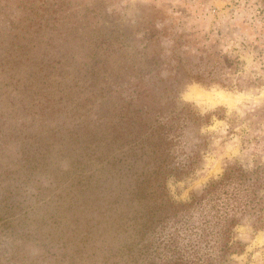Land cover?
Segmentation results:
<instances>
[{
	"label": "trees",
	"instance_id": "1",
	"mask_svg": "<svg viewBox=\"0 0 264 264\" xmlns=\"http://www.w3.org/2000/svg\"><path fill=\"white\" fill-rule=\"evenodd\" d=\"M16 1L0 0L2 143L20 141L28 163L64 160L83 197L100 193L105 221L136 237L139 246L117 248L131 264H222L237 253L233 229L264 211L257 175L228 166L185 201L167 187L201 162L203 138L192 132L209 115L148 86V71L113 69L93 32L37 20L32 8L21 17Z\"/></svg>",
	"mask_w": 264,
	"mask_h": 264
},
{
	"label": "rangeland",
	"instance_id": "2",
	"mask_svg": "<svg viewBox=\"0 0 264 264\" xmlns=\"http://www.w3.org/2000/svg\"><path fill=\"white\" fill-rule=\"evenodd\" d=\"M191 2L206 5L210 0ZM15 3L21 17L32 8L37 20L76 22L93 32V39L114 62L113 69L148 71V86L161 95L170 90L178 103H193L198 113L209 115V124L192 132L205 139L197 140L202 143L201 162L180 180L167 182L173 199L185 201L199 194L228 166H241L264 184V48L222 20V9H195L145 31L143 21L128 26L99 17L86 0ZM139 32L144 35L137 39ZM221 44L232 47L224 53ZM3 139L7 140L0 135V264H131L117 251L126 232L105 221L102 213L109 206L100 193L87 200L70 184L64 160L60 168L47 161L41 164L39 155L37 164L28 163L21 160L20 141L3 144ZM45 149L40 147L42 154ZM60 156L56 152L48 157ZM260 195L264 204V187ZM110 201L114 204L113 198ZM244 225L254 239L264 228V211L241 217L236 227ZM248 247L242 243L222 264H241L234 259L239 256H244L243 264H261L264 244L250 252ZM30 249L36 253L30 254Z\"/></svg>",
	"mask_w": 264,
	"mask_h": 264
},
{
	"label": "clouds",
	"instance_id": "3",
	"mask_svg": "<svg viewBox=\"0 0 264 264\" xmlns=\"http://www.w3.org/2000/svg\"><path fill=\"white\" fill-rule=\"evenodd\" d=\"M86 6L96 9L99 17L103 19H114L128 26L143 21L146 24L145 31L159 29L169 21L193 13L195 9H222L223 11L219 13L222 20H228L230 25L246 36L249 42L259 43L260 47L264 48V0H210L206 5L193 3L191 0H86ZM143 35V32L137 33V39ZM231 47L232 44L220 46L224 53L229 52ZM261 59L264 60V57ZM233 233L234 241L248 243V252L252 247L264 244V228L254 239L247 225L235 227ZM121 239L130 244H137L136 237L131 233L124 234ZM29 252L34 255L36 250L30 249ZM234 259L243 264L244 256ZM261 264H264V261H261Z\"/></svg>",
	"mask_w": 264,
	"mask_h": 264
}]
</instances>
